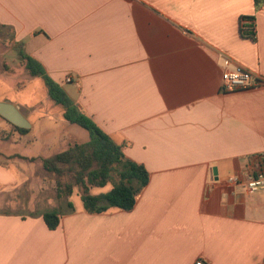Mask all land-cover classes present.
Listing matches in <instances>:
<instances>
[{
	"label": "crops",
	"instance_id": "obj_1",
	"mask_svg": "<svg viewBox=\"0 0 264 264\" xmlns=\"http://www.w3.org/2000/svg\"><path fill=\"white\" fill-rule=\"evenodd\" d=\"M0 26L150 172L132 210L0 211V264H264V192L228 181L261 165L264 83L221 87L264 78V3L0 0ZM16 155L38 157L0 149V188L24 182Z\"/></svg>",
	"mask_w": 264,
	"mask_h": 264
},
{
	"label": "trees",
	"instance_id": "obj_2",
	"mask_svg": "<svg viewBox=\"0 0 264 264\" xmlns=\"http://www.w3.org/2000/svg\"><path fill=\"white\" fill-rule=\"evenodd\" d=\"M254 3L259 7L264 0H254ZM244 18L252 19L251 16H243L242 19ZM19 56L31 76L43 78L49 96L55 103L64 107L65 119L70 123L81 125L90 133L87 141L71 142L66 149L41 157L43 168L56 175V195L65 201L67 209L61 205L58 208L33 212L32 215H42L48 228L56 229L62 214L75 210L74 203L70 200L75 188L78 189L88 212L101 213L112 207L132 210L137 196L149 182V170L144 164L128 157L124 152L125 143L116 142L91 116L86 114L62 85L49 75L39 60L27 54L22 48L19 50ZM13 126L21 134L29 132V128L15 124ZM16 156L31 161L36 159ZM108 184H112V187L107 192H92L93 188Z\"/></svg>",
	"mask_w": 264,
	"mask_h": 264
},
{
	"label": "rangeland",
	"instance_id": "obj_3",
	"mask_svg": "<svg viewBox=\"0 0 264 264\" xmlns=\"http://www.w3.org/2000/svg\"><path fill=\"white\" fill-rule=\"evenodd\" d=\"M17 44L13 43L8 28L0 26V101L8 99L22 104L25 111L30 109L28 121L32 127L23 136L18 134L13 141L11 133L15 128L0 115V149L46 157L66 149L71 142L87 141L90 133L86 128L63 121L61 109L64 107L49 97L43 78L27 73L20 60V45ZM62 87L66 90L70 85L65 82ZM52 100L54 102L51 104ZM59 136L63 138L60 139ZM38 157L33 161L23 158L26 159L25 163L22 160L18 161L17 157L14 159L16 162H22L16 164L25 175L24 182L0 188V211L30 214L48 208H58L61 205L67 209L65 201L56 195V175L47 172ZM2 159L0 156V162ZM111 187L112 184H108L95 188L93 192H107ZM71 197L77 203L82 200L77 188Z\"/></svg>",
	"mask_w": 264,
	"mask_h": 264
},
{
	"label": "built area",
	"instance_id": "obj_4",
	"mask_svg": "<svg viewBox=\"0 0 264 264\" xmlns=\"http://www.w3.org/2000/svg\"><path fill=\"white\" fill-rule=\"evenodd\" d=\"M254 25L252 24V31L254 32ZM67 81L71 77H66ZM264 83V78L255 74L250 69L235 65L234 67H227L222 74V90L232 91L237 89H246L255 85ZM258 160L261 163L259 169L247 172L244 174L231 175L228 177L230 183L242 184L248 191H262L264 192V151L258 155ZM195 264H204L203 260H198Z\"/></svg>",
	"mask_w": 264,
	"mask_h": 264
},
{
	"label": "water",
	"instance_id": "obj_5",
	"mask_svg": "<svg viewBox=\"0 0 264 264\" xmlns=\"http://www.w3.org/2000/svg\"><path fill=\"white\" fill-rule=\"evenodd\" d=\"M0 115L19 127H31V123L28 121L20 105L11 101H0Z\"/></svg>",
	"mask_w": 264,
	"mask_h": 264
}]
</instances>
